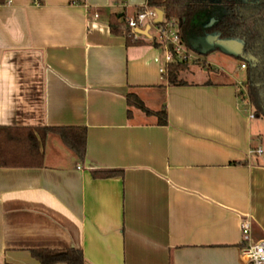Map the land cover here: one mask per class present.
I'll use <instances>...</instances> for the list:
<instances>
[{
	"label": "crops",
	"instance_id": "obj_1",
	"mask_svg": "<svg viewBox=\"0 0 264 264\" xmlns=\"http://www.w3.org/2000/svg\"><path fill=\"white\" fill-rule=\"evenodd\" d=\"M145 4L0 1V126L86 129L82 160L48 133L40 165L0 166V264L68 248L83 264H240L241 223L264 238V117L245 78L190 64L168 84L147 23L140 45L108 25Z\"/></svg>",
	"mask_w": 264,
	"mask_h": 264
},
{
	"label": "trees",
	"instance_id": "obj_2",
	"mask_svg": "<svg viewBox=\"0 0 264 264\" xmlns=\"http://www.w3.org/2000/svg\"><path fill=\"white\" fill-rule=\"evenodd\" d=\"M1 2L3 0H0ZM148 6L163 11L165 18H175L178 32L183 44L190 47V39L206 34H214L222 39H236L242 42L244 51L253 55L257 62L245 64L244 87L253 114L264 117V0H221L220 10H209L211 0H145ZM216 4V3H215ZM214 18L210 26L203 27L202 22L208 17ZM110 31L122 35L126 45H140L142 41L128 29L126 20L118 15H110L108 20ZM159 46L157 43H153ZM192 50V49H191ZM194 51V50H193ZM187 62L166 63L164 76L170 85L186 84L180 71L187 67ZM128 107L141 110L146 115L157 117L159 124L167 123L165 105L159 110L148 108L134 92L126 94ZM130 110L128 109V114ZM48 133L59 136L78 159L84 158L86 147V129L79 126L53 127H13L0 126V166H36L42 163L41 146ZM118 170H95L99 177L112 176ZM39 264H83L81 250L68 249H33L30 251ZM9 264V263H6Z\"/></svg>",
	"mask_w": 264,
	"mask_h": 264
},
{
	"label": "built area",
	"instance_id": "obj_3",
	"mask_svg": "<svg viewBox=\"0 0 264 264\" xmlns=\"http://www.w3.org/2000/svg\"><path fill=\"white\" fill-rule=\"evenodd\" d=\"M157 9L153 6L145 4L133 16L126 19L128 29L135 37L138 33L136 29L147 23L152 31L151 38L164 51L163 64L159 67L162 74L166 73L165 64L172 62H190L196 56H193V50L188 49L180 39L178 32V22L175 18H165L164 14L161 21L157 19ZM241 68H245V64H240ZM253 116L252 114L250 115ZM260 152V149H257ZM242 243L237 258L240 264H264V238L252 241L249 236V223L243 221L241 223Z\"/></svg>",
	"mask_w": 264,
	"mask_h": 264
},
{
	"label": "water",
	"instance_id": "obj_4",
	"mask_svg": "<svg viewBox=\"0 0 264 264\" xmlns=\"http://www.w3.org/2000/svg\"><path fill=\"white\" fill-rule=\"evenodd\" d=\"M162 16L163 11L161 9H157L156 21H161ZM213 20V18H209L205 23H203V25H210L212 24ZM135 32L138 34H146L147 30L136 29ZM190 47L192 50L198 52L199 54H206L212 49H218L224 54L239 58L251 65H255L257 62L256 58L253 55L244 51L241 41L236 39L218 38L214 34L199 35L190 39Z\"/></svg>",
	"mask_w": 264,
	"mask_h": 264
},
{
	"label": "rangeland",
	"instance_id": "obj_5",
	"mask_svg": "<svg viewBox=\"0 0 264 264\" xmlns=\"http://www.w3.org/2000/svg\"><path fill=\"white\" fill-rule=\"evenodd\" d=\"M221 1V0H220ZM221 9V3H213L210 4L209 10H220ZM161 55L164 54L163 49H160ZM194 58L192 61L188 62L187 67L180 71L179 77H183L184 73H188L190 67L189 65H197L199 67H202L203 71H207L208 66L210 65V71L212 72V69L219 70L220 72H223V70H227L233 75L236 76L237 79H243L245 78V73L243 70H241L239 66V58L233 57V56H228L224 53L219 52L217 49L213 50L210 52L209 55L205 54H197L193 52Z\"/></svg>",
	"mask_w": 264,
	"mask_h": 264
},
{
	"label": "flooded vegetation",
	"instance_id": "obj_6",
	"mask_svg": "<svg viewBox=\"0 0 264 264\" xmlns=\"http://www.w3.org/2000/svg\"><path fill=\"white\" fill-rule=\"evenodd\" d=\"M213 3H218V2H220V0H211ZM240 1H246V0H240ZM209 18H213V17H211V16H208L203 22H202V25H203V23H205ZM214 19V18H213ZM214 21V20H213ZM213 23V22H212ZM211 25V24H210ZM210 25H207V26H210ZM207 26H204L203 25V27H207Z\"/></svg>",
	"mask_w": 264,
	"mask_h": 264
}]
</instances>
